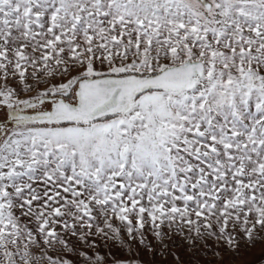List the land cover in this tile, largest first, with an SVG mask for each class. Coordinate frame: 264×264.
Here are the masks:
<instances>
[{"label": "rangeland", "instance_id": "obj_1", "mask_svg": "<svg viewBox=\"0 0 264 264\" xmlns=\"http://www.w3.org/2000/svg\"><path fill=\"white\" fill-rule=\"evenodd\" d=\"M191 60L189 91L0 136V264H264V0H0V120Z\"/></svg>", "mask_w": 264, "mask_h": 264}, {"label": "water", "instance_id": "obj_2", "mask_svg": "<svg viewBox=\"0 0 264 264\" xmlns=\"http://www.w3.org/2000/svg\"><path fill=\"white\" fill-rule=\"evenodd\" d=\"M208 7L207 4H205ZM203 74L198 60L183 61L157 72L101 75L77 80L75 102L61 98L39 97L36 103L49 101V108L30 115L31 124L88 123L128 112L135 98L149 91L179 93L194 88ZM33 102V101H32ZM29 102L27 105H32Z\"/></svg>", "mask_w": 264, "mask_h": 264}, {"label": "flooded vegetation", "instance_id": "obj_3", "mask_svg": "<svg viewBox=\"0 0 264 264\" xmlns=\"http://www.w3.org/2000/svg\"><path fill=\"white\" fill-rule=\"evenodd\" d=\"M33 101V102H32ZM36 100H31L19 105H8L6 108V118L4 120H0V136L3 135L6 131H8L11 127L15 126H23V125H35L27 122L26 120L30 119V115L44 111L46 109H39L41 103H36ZM32 102V105L28 106L27 104Z\"/></svg>", "mask_w": 264, "mask_h": 264}, {"label": "trees", "instance_id": "obj_4", "mask_svg": "<svg viewBox=\"0 0 264 264\" xmlns=\"http://www.w3.org/2000/svg\"><path fill=\"white\" fill-rule=\"evenodd\" d=\"M113 117V116H112ZM107 118V117H106ZM64 124H71V123H64Z\"/></svg>", "mask_w": 264, "mask_h": 264}]
</instances>
